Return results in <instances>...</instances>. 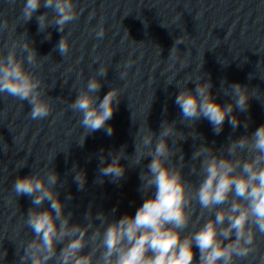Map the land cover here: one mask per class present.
<instances>
[{"label":"clouds","instance_id":"1","mask_svg":"<svg viewBox=\"0 0 264 264\" xmlns=\"http://www.w3.org/2000/svg\"><path fill=\"white\" fill-rule=\"evenodd\" d=\"M17 7L19 12L9 23L6 12H15ZM42 7L48 11L37 15ZM0 9L4 10L0 13V96L11 97L22 106L27 102L30 119H46L53 98L47 95L50 87L39 70L52 57L38 56L27 31L18 33L17 28L35 17L37 31L44 33L46 41L52 38L48 29L56 28L64 35L54 51L65 58L71 49V32L66 29L80 18L83 9L78 8L77 0H0ZM93 15L89 14V20ZM95 35L97 39L105 36L102 19ZM202 65L203 61L197 73ZM124 67L130 68L131 62ZM108 69L101 64L83 87L76 88L75 99L68 103L79 115L77 123L83 131L77 143L81 147L96 131L104 130L108 136L114 133L108 121L119 106L122 89L111 88L103 99L97 95ZM126 76V71L120 72V79ZM173 81L168 79L166 84ZM189 82L195 84L194 89L186 87ZM175 83L181 90L174 103L187 133L177 128V121H162L159 132H153L146 114L134 134L131 156L125 147L99 156L94 181L99 185L105 183V177L113 184L125 178L126 166L121 160L128 161L127 168H140L138 191L143 202L134 215L115 219L116 208L94 214L90 204L84 222H73L74 213L66 211L71 195L61 200L58 190L67 180L61 181L51 167L56 153L33 174L17 176L11 185L15 204L19 209L18 198L26 196L32 205L26 214H20L25 235H31L27 240L20 238L16 245L18 264H264V124L251 134L235 139L229 135L219 148L215 141L209 145L196 131L200 120L208 121L214 135L222 133L225 122L233 132L241 127L246 131L250 117L241 121L237 113H248L251 99L264 104V94L257 88L221 80L219 92L230 97V102L221 104L213 96L211 80L203 75H188ZM189 138L194 150L186 160L181 145ZM26 164L21 162L16 169ZM68 174L77 190L83 191L85 171L74 164ZM6 256V251H0V260Z\"/></svg>","mask_w":264,"mask_h":264}]
</instances>
